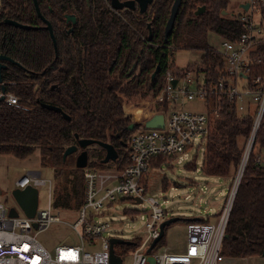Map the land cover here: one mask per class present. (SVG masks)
I'll use <instances>...</instances> for the list:
<instances>
[{
  "label": "trees",
  "instance_id": "trees-1",
  "mask_svg": "<svg viewBox=\"0 0 264 264\" xmlns=\"http://www.w3.org/2000/svg\"><path fill=\"white\" fill-rule=\"evenodd\" d=\"M173 1L152 0L143 14L137 10L115 14L103 0H36L41 16L51 26L54 48L32 0H0V55L13 61L5 62L1 83L6 93L18 99L17 107L0 102V155L25 160L39 152L40 167L54 171V210L77 211L83 202V170L75 168L76 154L62 159L65 149L76 145L75 135L117 149L116 162L106 165L100 163L102 149H88L93 159L88 167L121 169L128 164L130 122L117 91L129 88L119 89L121 81L131 78L139 66L137 83L130 81L129 85L151 92L152 97L164 87L167 72L180 74L195 68L174 67L173 53L180 49L200 53L198 71L205 74L207 83L217 81L216 69L222 61L211 51L208 35L232 41L242 32L237 18L222 15L229 0H182L173 30L164 40ZM201 7L204 11L197 15ZM65 15H73L75 25L67 24ZM5 19L28 29L8 26ZM41 105L59 108L69 120ZM252 120V116L239 117L224 107L219 118L210 123L200 169L205 176L234 179ZM257 156H264V125L256 134L228 217L227 237L221 244L224 257H258L264 250V162L258 165ZM171 160L154 158L149 169L168 166ZM185 168L197 171L195 160ZM138 243L133 240L120 245L115 253L130 252Z\"/></svg>",
  "mask_w": 264,
  "mask_h": 264
},
{
  "label": "built area",
  "instance_id": "built-area-1",
  "mask_svg": "<svg viewBox=\"0 0 264 264\" xmlns=\"http://www.w3.org/2000/svg\"><path fill=\"white\" fill-rule=\"evenodd\" d=\"M244 4L248 5L245 13L230 16L240 23V35L232 41L220 39V48H211L222 61V66L216 69L219 73L217 81L207 83L205 74L196 67L180 74L167 72L164 87L150 103L152 117L162 116V126L151 128L147 127L148 122L135 123L127 144L128 164L123 168L87 166L83 169V202L72 222L61 220L59 212L52 208L53 180L42 177L41 171H27L15 181L14 189L31 186L38 190L47 186L48 204L45 208H37L33 218L25 217L18 210V216L13 218L0 203V264H109V240L124 239L113 236L112 223L100 219L99 215L121 198H129L132 202L139 199L140 203L136 205L148 203L150 207L146 218H141L144 223L142 235L124 240L129 243L139 241L129 252L131 264L226 263V258L221 255V244L228 217L256 134L264 125V0H247ZM139 68L122 84L137 83ZM2 87L0 83V102L17 107V97L2 91ZM193 101L203 103L204 112L183 107L184 103ZM224 107L232 109L239 117L252 116L253 120L239 169L217 214V221L213 223L205 218L204 221L188 222L184 248L180 252L170 249L157 252L155 245L148 253L152 241L159 236L160 224L168 219L162 207L167 201L158 203L145 197L150 162L157 157L173 158L176 164L187 162L189 150L196 143L205 141L210 123L219 118ZM256 163L263 165L260 156ZM47 170L54 173L52 169ZM52 224L67 226L76 243L58 245L50 253L37 236ZM118 246L114 247V252ZM118 256L123 264L122 255Z\"/></svg>",
  "mask_w": 264,
  "mask_h": 264
},
{
  "label": "rangeland",
  "instance_id": "rangeland-1",
  "mask_svg": "<svg viewBox=\"0 0 264 264\" xmlns=\"http://www.w3.org/2000/svg\"><path fill=\"white\" fill-rule=\"evenodd\" d=\"M246 1L247 0H229L226 15L230 17L245 13L242 6ZM208 42L215 49L220 48L221 40L219 37L209 34ZM201 63L200 53L198 52L180 49L173 53V64L176 68L181 69L188 66L200 68ZM126 80L127 79L121 81L119 89H121V86H129V88H123L121 91H117L120 101L126 93H136L135 85L132 83L126 86L122 84ZM124 89L126 90L124 91ZM137 89L141 96L140 102H142V100L143 102H152L153 97L151 92L141 88ZM128 101L136 104L138 100L136 101L134 99ZM183 107L193 112H204L205 110L203 103L199 101L184 103ZM129 122L130 125L133 124L135 127L134 120L130 117ZM128 132V136L130 137L133 130H128ZM93 148H96V146L90 147L89 150ZM203 150L204 143H196V145L189 150V160L187 162L176 164L171 160L170 162L168 161V166L163 165L159 168H151L146 173L147 192L145 197L153 198L158 203L167 201V203L162 205L167 213V218L179 219V221L165 228L164 236L155 248L157 252H161L163 249H170L175 252L182 251L185 242V227L189 220L208 218L210 222L215 223L218 219L217 214L223 207L233 180L230 179L228 181V179L205 176L200 171L203 161ZM261 159L264 162V156H262ZM194 160L197 171L187 170L185 165ZM38 161V151L34 152L23 163L18 162V160L12 156L0 155V203L4 205L7 211L14 208L20 212L10 192L14 189V182L28 170L41 171L42 177L51 179L54 182V173L52 174L47 170L51 168H41ZM88 161L91 162L93 159L89 158ZM165 184L167 187L163 189V185ZM53 189L52 187V196ZM187 196L188 199H186ZM47 200V186L39 188L38 208H45L48 204ZM149 210L150 207L148 203L139 206L130 200H118L109 205L106 211L102 215H99V218L112 223L114 228L112 231L113 236H119L124 240H130L142 235L141 231L144 223L141 218H146V214ZM58 212L61 220L70 223L75 219L77 211L60 210ZM37 239L50 253H53L54 247L58 245H71L76 243L71 230L63 224H52L45 232L39 234ZM225 258V264H264V258L261 256L253 258L246 257L243 259ZM131 259V254L129 252L122 255L123 264H131Z\"/></svg>",
  "mask_w": 264,
  "mask_h": 264
},
{
  "label": "water",
  "instance_id": "water-1",
  "mask_svg": "<svg viewBox=\"0 0 264 264\" xmlns=\"http://www.w3.org/2000/svg\"><path fill=\"white\" fill-rule=\"evenodd\" d=\"M109 1H110L111 7L117 11H120L122 9L135 10V5H137L138 11L140 14L145 13L148 5H150L152 3V0H129V1H124V2H120L119 0H109ZM32 2H33V6H34V9H35L37 16L45 24V28L48 30L50 38H51L53 45H54V48H55V40H54V37L52 34L51 26L41 16L36 0H32ZM181 2H182V0H174L173 1V4L171 6V10H170L169 18H168V20L165 24V27H164V40H167L168 36L171 34V32L173 30L175 18L177 16ZM242 7L244 10H246L248 5L244 4ZM203 11H204V7H201L199 10H197L196 14L198 15V14L202 13ZM222 15H226V12L223 11ZM65 21L71 22L72 24H75V22H76L75 17L72 15L71 16H65ZM4 24H6L8 26L16 27V28L28 29L27 26L20 25V24L14 22L12 20L5 19ZM147 28H148V41H150L151 30H150L149 24H147ZM5 62L13 63V61L10 60L9 58L5 57L4 55H0V83H1V70L6 67ZM157 71H158V68L151 75V80L154 79ZM175 83L176 82L174 81L173 85H175ZM2 91H4L3 87H2ZM41 106L44 109L55 111L58 113H62L59 108L49 106V105H41ZM62 116L66 120H69V117L67 115L62 113ZM162 123H163L162 116H158V117H155L153 120H150L147 123V127H151V128L160 127V126H162ZM133 128H134L133 124L128 126V130H130V131H132ZM75 139L77 140L76 145H73V146L66 148L64 153H63L62 159L64 161L68 156L76 154V157H75V168L76 169L83 170L84 168L87 167L88 159H89L88 149L92 146H96V147H98L104 151V157L100 161V163L102 165H106L110 162L114 163L118 159L119 155H118L117 149L109 143L96 142L94 140H88V139H78L77 135H75ZM122 146L125 148L126 144H123ZM10 195L25 217L33 218L35 216V213H36L37 208H38V190L36 188H33L31 186H26L23 189H12V191L10 192ZM125 200H130V199L129 198H121V201H125ZM133 203L138 204V203H140V200L137 199ZM8 214H9V217H13V218L18 216V212L14 208L10 209ZM176 221H179V219L178 218H170V219L163 221L160 224L159 236L155 240L152 241L151 245L149 246V248L147 250L148 253L163 238L165 228L170 226L172 223H175ZM190 221L195 222V221H200V219H192ZM226 237L227 236L224 235V238H226ZM109 243H110L109 264H121V258L115 254L114 247L117 245H123V244L128 245L129 242L121 240V239H117V238H111L109 240ZM261 257L264 258V250L262 252Z\"/></svg>",
  "mask_w": 264,
  "mask_h": 264
},
{
  "label": "crops",
  "instance_id": "crops-1",
  "mask_svg": "<svg viewBox=\"0 0 264 264\" xmlns=\"http://www.w3.org/2000/svg\"><path fill=\"white\" fill-rule=\"evenodd\" d=\"M135 90H136L135 91L136 93L133 92L132 94H130L128 92V93H126V95H124L125 97L123 96V98H121L122 106H123V110H124V116L130 117L131 119H133L134 124L136 122H149L150 120H153L155 118V117H152L153 107L150 105V102H147V101L143 102V100H142V102H140L141 96L138 93L137 87L135 88ZM137 95H139V96H137ZM134 99L136 101L138 100L136 103L137 105L135 103H132L131 101L130 102L128 101V100H134ZM143 103H144V105H143ZM16 160H18V159H16ZM25 160H18V162L23 163ZM38 164L40 165V155H39ZM28 171H38V170H28ZM14 184H15V182H14ZM251 258H253V257H251Z\"/></svg>",
  "mask_w": 264,
  "mask_h": 264
},
{
  "label": "flooded vegetation",
  "instance_id": "flooded-vegetation-1",
  "mask_svg": "<svg viewBox=\"0 0 264 264\" xmlns=\"http://www.w3.org/2000/svg\"><path fill=\"white\" fill-rule=\"evenodd\" d=\"M104 1V3L106 4V6L111 10V11H113L115 14H117V10H114L112 7H111V5H110V1L109 0H103ZM120 1V0H119ZM127 1H129V0H127ZM120 2H124V1H120ZM149 6V5H148ZM122 10H130V9H122ZM122 10H120V11H122ZM135 10H137L138 11V7H137V5H135ZM131 11H134V10H131ZM139 12V11H138ZM65 16H71V15H65ZM73 16V15H72ZM64 20H65V17H64ZM76 20V19H75ZM66 22V21H65ZM67 24H70V25H75V24H72L71 22H66ZM76 23V22H75ZM72 31V28H69V30H68V33H70Z\"/></svg>",
  "mask_w": 264,
  "mask_h": 264
}]
</instances>
